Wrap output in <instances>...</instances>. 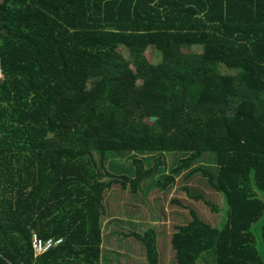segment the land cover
<instances>
[{
    "label": "trees",
    "instance_id": "16d2710c",
    "mask_svg": "<svg viewBox=\"0 0 264 264\" xmlns=\"http://www.w3.org/2000/svg\"><path fill=\"white\" fill-rule=\"evenodd\" d=\"M0 73V264H100L106 198L145 202L146 182L168 200L184 170L226 211L213 226L193 208L206 191L182 186L171 264H264V0H2ZM130 152L158 155L107 172ZM204 154L213 171L191 167ZM33 233L61 242L35 256ZM130 236L158 264L157 231Z\"/></svg>",
    "mask_w": 264,
    "mask_h": 264
},
{
    "label": "rangeland",
    "instance_id": "374dc122",
    "mask_svg": "<svg viewBox=\"0 0 264 264\" xmlns=\"http://www.w3.org/2000/svg\"><path fill=\"white\" fill-rule=\"evenodd\" d=\"M194 50H199V48H194ZM120 54L125 58L127 57V52L124 48H119ZM145 56L151 63H157L159 57L151 49L145 51ZM146 123L151 124L154 119L145 118ZM136 154L133 152L125 153L123 155L118 154H108L106 159L105 168L108 173L118 176L123 173L119 168V163L123 165L124 168L129 167L131 170L132 157ZM158 155V154H157ZM157 155L149 156H139V158L144 159L145 167L149 168L153 165V159ZM182 153H163L161 154L163 158V163L160 165L159 171L152 178L154 184L155 181H163L164 177L172 174V169L180 163V158ZM185 155V154H184ZM96 157V154H94ZM214 155L204 154L200 159L192 164L191 167L197 165L213 171L215 168ZM190 167V168H191ZM134 168V166H133ZM102 172V171H101ZM186 170L180 171L178 174L174 175V187L177 189L170 192L168 200L165 201L160 197L158 192L152 194H147L146 191H142L143 184L139 189V196H146L145 202L134 201L122 193L120 200L113 197H107L105 200L104 207V218L102 219V248H101V258L100 264H148L144 256L141 245L135 239L130 236L131 232L141 234L149 228H154L157 231V249L159 261L158 264H171L172 253L169 247V236L171 235V230L175 225L180 222L176 219L170 218L172 211H178L188 219H190L189 210L181 209L179 210V205L170 202L173 199H180L186 203H191L188 199L184 190H181L182 186H187L194 189L196 192L199 190L206 191V200L210 202L215 209H211L210 204H205L203 201L193 204L195 212L200 218L205 221L210 222L213 226H221L225 214V203L221 194L213 193V191L207 189L204 183H199L203 178L200 175H195L192 179L187 181H182V177L186 174ZM107 179V178H105ZM150 184V185H151ZM160 199L158 203L154 200L155 197ZM260 199L264 203V193H259ZM170 202V203H169ZM128 204V206H126ZM141 207L138 212H131L133 206ZM160 206V208H159ZM259 226L256 228L258 229ZM199 264H214L211 255H204L201 260L198 261Z\"/></svg>",
    "mask_w": 264,
    "mask_h": 264
},
{
    "label": "built area",
    "instance_id": "2783aa9c",
    "mask_svg": "<svg viewBox=\"0 0 264 264\" xmlns=\"http://www.w3.org/2000/svg\"><path fill=\"white\" fill-rule=\"evenodd\" d=\"M1 1L2 0H0V3ZM0 77H1V73H0ZM30 242H31L33 254L37 256L43 254L51 247L58 245L61 242V239L53 240L52 238H48L46 240H43L39 238L35 233H33Z\"/></svg>",
    "mask_w": 264,
    "mask_h": 264
},
{
    "label": "crops",
    "instance_id": "0c3cea01",
    "mask_svg": "<svg viewBox=\"0 0 264 264\" xmlns=\"http://www.w3.org/2000/svg\"><path fill=\"white\" fill-rule=\"evenodd\" d=\"M174 191V190H173Z\"/></svg>",
    "mask_w": 264,
    "mask_h": 264
}]
</instances>
